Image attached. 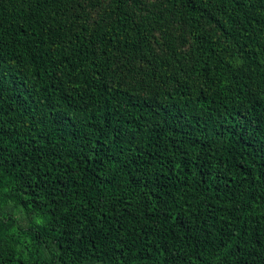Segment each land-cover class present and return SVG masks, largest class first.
<instances>
[{"label": "trees", "instance_id": "trees-1", "mask_svg": "<svg viewBox=\"0 0 264 264\" xmlns=\"http://www.w3.org/2000/svg\"><path fill=\"white\" fill-rule=\"evenodd\" d=\"M84 1L0 0V264H264V0Z\"/></svg>", "mask_w": 264, "mask_h": 264}, {"label": "rangeland", "instance_id": "rangeland-1", "mask_svg": "<svg viewBox=\"0 0 264 264\" xmlns=\"http://www.w3.org/2000/svg\"><path fill=\"white\" fill-rule=\"evenodd\" d=\"M102 1V0H101ZM144 1H152V0H144ZM97 2L96 0H86L84 2H81V7H78L76 10L77 11H83L85 13H88V16H91L93 18L96 17V15L101 11L103 10L104 8H106V4H107V0L105 2H101L100 4L98 5H94V3ZM154 2V0L152 1ZM94 5V6H93ZM89 18V17H88ZM177 27V25H176ZM175 27V28H176ZM180 30V29H179ZM176 31V30H175ZM178 32V33H177ZM175 33H177V35L179 36L180 38V41H182L183 37H186V39L188 40H185V45L182 44V42H180V44L185 48L187 49L188 48V43H189V38H188V35L187 33L185 34L184 36V32H180V31H176ZM156 35L160 36L159 32L156 33ZM176 35V34H175ZM182 36V37H181ZM184 43V42H183ZM235 64L238 66V64L240 66H243L244 67V70L247 71L250 66L247 64V62L241 58V57H238L235 61ZM185 67L181 68V72L184 71L185 72ZM15 217L18 219V222L22 225V226H29L30 225V216L24 212H22L20 209H16L15 210V213H14Z\"/></svg>", "mask_w": 264, "mask_h": 264}]
</instances>
